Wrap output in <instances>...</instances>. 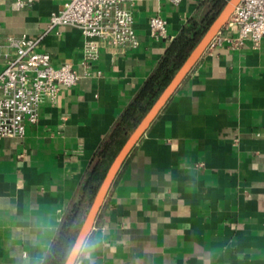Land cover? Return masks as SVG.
Returning a JSON list of instances; mask_svg holds the SVG:
<instances>
[{
    "label": "crops",
    "instance_id": "obj_1",
    "mask_svg": "<svg viewBox=\"0 0 264 264\" xmlns=\"http://www.w3.org/2000/svg\"><path fill=\"white\" fill-rule=\"evenodd\" d=\"M201 1L136 2L139 47L102 46L99 74L44 102L23 138L0 139V264H43L101 143ZM59 5L0 0V36L40 37ZM154 15L166 38L151 36ZM83 46L60 26L37 50L81 69ZM101 263L264 264V37L209 46L143 134L75 264Z\"/></svg>",
    "mask_w": 264,
    "mask_h": 264
},
{
    "label": "built area",
    "instance_id": "obj_2",
    "mask_svg": "<svg viewBox=\"0 0 264 264\" xmlns=\"http://www.w3.org/2000/svg\"><path fill=\"white\" fill-rule=\"evenodd\" d=\"M11 1L16 8L23 9L39 0ZM57 1L59 8L52 11L40 37L15 33L0 36V139L23 138L27 125L39 121L44 102L55 104L62 87H71L83 77L99 74L93 68L102 46L135 49L140 45L134 6L141 0ZM167 1L175 5L182 2ZM60 26L78 28L84 36L81 69L71 62L55 66L49 52L37 50L45 34ZM149 31L156 39L166 38L167 20L161 15L152 16ZM263 37L264 0H241L209 46L227 42L231 48L240 49L250 41L257 49Z\"/></svg>",
    "mask_w": 264,
    "mask_h": 264
},
{
    "label": "trees",
    "instance_id": "obj_3",
    "mask_svg": "<svg viewBox=\"0 0 264 264\" xmlns=\"http://www.w3.org/2000/svg\"><path fill=\"white\" fill-rule=\"evenodd\" d=\"M228 0H202L197 12L172 39L153 72L117 119L94 155L80 195L66 211L43 264H64L94 197L131 132L171 81Z\"/></svg>",
    "mask_w": 264,
    "mask_h": 264
},
{
    "label": "water",
    "instance_id": "obj_4",
    "mask_svg": "<svg viewBox=\"0 0 264 264\" xmlns=\"http://www.w3.org/2000/svg\"><path fill=\"white\" fill-rule=\"evenodd\" d=\"M241 0H228L219 14L215 17L212 23L207 28L206 32L190 52L181 67L172 77L171 81L153 103L148 112L143 116L140 122L137 124L135 129L131 132L126 142L115 156L111 163L107 173L94 197V200L87 212V215L77 233L75 241L67 255L64 264H75L79 254L91 233L99 212L105 202L107 194L126 159L131 154L134 147L137 145L143 134L151 126L153 121L157 118L163 108L166 106L168 101L171 99L175 91L182 84L188 74L191 72L193 67L197 64L200 58L203 56L207 48L209 47L213 38L228 22L231 14L234 12L237 5Z\"/></svg>",
    "mask_w": 264,
    "mask_h": 264
}]
</instances>
